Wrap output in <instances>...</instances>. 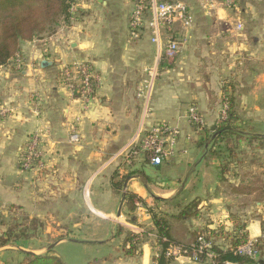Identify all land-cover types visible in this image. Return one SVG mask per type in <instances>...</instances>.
Masks as SVG:
<instances>
[{"label":"crops","instance_id":"crops-1","mask_svg":"<svg viewBox=\"0 0 264 264\" xmlns=\"http://www.w3.org/2000/svg\"><path fill=\"white\" fill-rule=\"evenodd\" d=\"M183 1L193 24L173 61L163 58L162 45L151 43L147 28L137 39L130 36L134 0H76L78 15L69 25L21 44L23 69L13 59L0 68V111L8 110L0 114V214L41 224L37 238L0 248V264H20L28 252L58 257L64 264H155L150 218L141 207L130 223L123 193L167 214L171 238L184 244L205 225L230 230V215H239L247 222L248 239L262 241L264 262V203L240 207L245 195L227 186L237 187L242 174L260 169L239 167L220 186L218 162L195 148L199 132L188 121L194 108L203 128L215 127L230 98L236 117L264 135V0H235V7L210 13L199 0ZM174 28L181 34L178 24ZM42 61L50 65L42 67ZM74 62L86 63L97 77L86 111L60 85V70ZM150 68L156 78L145 104L137 94ZM155 122L179 131L175 156L158 167L133 144ZM74 123L77 145L68 143ZM34 136L40 140L42 166L24 171L21 156ZM174 198L182 204L198 199L200 216L177 221L178 208L165 203ZM128 232L141 241L131 256L121 248ZM64 249L66 256L60 253Z\"/></svg>","mask_w":264,"mask_h":264},{"label":"trees","instance_id":"trees-1","mask_svg":"<svg viewBox=\"0 0 264 264\" xmlns=\"http://www.w3.org/2000/svg\"><path fill=\"white\" fill-rule=\"evenodd\" d=\"M74 3L75 0H0V68L19 54L23 42L32 41L43 35H52L61 24L69 25L78 15V12L75 15L71 14L70 9ZM225 103L227 104L226 117L215 127L207 130L203 126L198 127L191 123L199 132L195 148L202 151L204 158L215 159L218 162L216 179L220 186L227 184L225 176L229 173L234 175L239 167L260 169L242 174L241 183L237 187L227 186L232 193L245 195V199L240 202V207L262 204L264 203V135L258 134L248 122L236 117L230 98H226ZM116 186L118 188L117 184ZM165 203L178 208V213L174 217L177 221L188 222L200 216L198 199L182 204L174 198ZM123 204L124 214L130 223H134L131 219L135 218L137 204L149 215L153 225V231L150 233L155 234L158 239L156 243L158 250L153 257L155 264L173 262L164 255L169 244L192 249L197 246L199 237H203L208 243L209 251L214 255L216 264L225 262L264 264L261 253L262 241L258 239L256 242L258 256L255 259L238 254V249L248 240L247 222L243 221L239 215H230L232 222L230 230H224L223 227L210 229L208 225H205L194 230L190 243L184 244L171 238L167 214L147 209L141 199L128 193L123 195ZM118 231L122 233L119 228ZM40 233L41 224L36 219L22 217L18 221L13 214H0V248L36 238ZM64 238V236L59 237V239ZM163 238L167 242H161L160 239ZM140 245L138 235L131 232L126 233L121 242V248L126 256L133 255ZM20 264L64 263L58 257L28 254Z\"/></svg>","mask_w":264,"mask_h":264},{"label":"built area","instance_id":"built-area-1","mask_svg":"<svg viewBox=\"0 0 264 264\" xmlns=\"http://www.w3.org/2000/svg\"><path fill=\"white\" fill-rule=\"evenodd\" d=\"M199 3L201 8L207 13L214 11L218 7L231 9L236 5L235 0H199ZM70 11L73 15L78 12L76 3L71 6ZM177 24L181 28V34L179 35L176 34L174 28ZM192 24L193 17L183 0H134L128 28L129 34L133 39L139 38L142 29L147 28L151 35V43L162 45L163 58L166 61H173L186 45L188 41L187 32ZM236 29H242L241 23L236 24ZM13 62L18 70L23 69L24 63L18 57V54L13 58ZM147 76V80L137 94L138 97L143 98L145 104L148 103L150 98L152 83L156 78V69H148ZM96 78L89 66L83 62H74L60 70V85L79 101L82 111H86L94 99ZM226 109L227 104L224 103L221 111V120L226 117ZM7 113L8 110L6 109L0 111L3 116ZM188 121L198 127L203 126L202 120L194 108L188 110ZM178 136V129L164 122H155L138 140V143L133 144L152 166L158 167L175 156ZM68 143L71 145L80 143V135L75 123L70 125ZM39 146L40 140L38 137L34 136L29 140L20 160L22 170L29 171L35 166L38 168L42 166L40 164L42 153ZM137 209L141 210V206L138 204ZM146 217L148 218L149 215L146 214ZM261 233L262 238H264V225L261 227ZM149 237L155 241L157 251V237L151 234ZM160 241L167 242L164 238L160 239ZM197 242V246L192 249L181 245L169 244L164 255L167 259L173 261L187 259L193 263L216 264L214 261L215 257L209 251V245L204 238L199 237ZM256 242L257 239H248L238 249V254L255 259L258 256ZM223 264L236 263L225 262Z\"/></svg>","mask_w":264,"mask_h":264},{"label":"water","instance_id":"water-1","mask_svg":"<svg viewBox=\"0 0 264 264\" xmlns=\"http://www.w3.org/2000/svg\"><path fill=\"white\" fill-rule=\"evenodd\" d=\"M46 65H50V63H48V62H46V61H42L41 62V66L42 67H45ZM125 187H126V185H124V189H125ZM123 195H124V193H123ZM118 216H120V209H119V211H118ZM70 242H72V243H78V241H76V240H70ZM80 243H83V244H89V243H91V242H86V241H83V242H80ZM54 246V244L50 247V248H52ZM27 254H29V255H32V253H30V252H28Z\"/></svg>","mask_w":264,"mask_h":264},{"label":"rangeland","instance_id":"rangeland-1","mask_svg":"<svg viewBox=\"0 0 264 264\" xmlns=\"http://www.w3.org/2000/svg\"><path fill=\"white\" fill-rule=\"evenodd\" d=\"M16 218H17L18 221H20V220L22 219L21 216H20V217H19V216H18V217L16 216ZM23 218H25V217H23ZM39 235H40V234H39ZM39 235H38V236H39ZM38 236H37V237H38ZM37 237H36V238H37ZM57 249L59 250V248H57ZM68 252H69V251H67V250L64 249V250H61L60 253L66 256ZM180 261H181V260H180Z\"/></svg>","mask_w":264,"mask_h":264}]
</instances>
